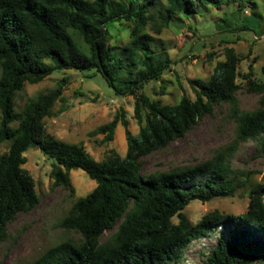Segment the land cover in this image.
I'll use <instances>...</instances> for the list:
<instances>
[{
    "label": "trees",
    "instance_id": "obj_1",
    "mask_svg": "<svg viewBox=\"0 0 264 264\" xmlns=\"http://www.w3.org/2000/svg\"><path fill=\"white\" fill-rule=\"evenodd\" d=\"M137 1L0 0V144L10 141L0 156V243L9 236L7 225L39 204L34 180L22 168L23 154L35 148L53 161V189L72 195V170L83 171L96 186L77 198L58 223L64 231L80 235L79 241H61L28 264H172L181 259L190 242L219 224L224 231L204 264H264V185L248 191L242 214L214 210L195 224L184 214L193 201L205 204L236 196L240 184L229 158L241 143L253 141L264 158V83L250 78V67L247 90L260 97L255 109L240 111L236 100L239 59L233 48L224 47V59L215 63L207 81H189L193 101L184 95L177 104H161L142 91L161 79L174 62L151 48L153 39L145 33V24L153 21L158 36L179 15L197 14L200 7L219 9L232 0H142L139 5ZM158 1L165 4L166 14H159L155 23L149 10ZM245 1H238L239 7ZM120 20L131 22L132 29L122 53L114 55L106 26ZM242 24L243 31L249 30L250 25ZM45 59L55 65L46 64ZM91 69L116 96L134 100L137 135L129 131L123 111L94 133L103 136L102 143H110L121 125L125 156L110 150L96 161L82 143L65 144L46 133L44 119L63 101L65 79L26 102L16 126L11 127L13 98L25 84H37L55 70ZM222 104L231 107L236 122L233 140L192 165L142 174L145 158L183 138Z\"/></svg>",
    "mask_w": 264,
    "mask_h": 264
},
{
    "label": "rangeland",
    "instance_id": "obj_2",
    "mask_svg": "<svg viewBox=\"0 0 264 264\" xmlns=\"http://www.w3.org/2000/svg\"><path fill=\"white\" fill-rule=\"evenodd\" d=\"M238 1L232 0L219 9L200 7L197 14H187L188 17L179 15L158 36L153 32V21L145 24V33L153 39L151 48L157 53H165L174 61L161 79L144 86L142 91L147 97L167 105L177 104L184 95L193 101L195 94L189 81H207L215 63L224 59L223 48L231 47L239 59L237 107L240 111L256 108L260 96L247 90L249 85L246 75L252 67L250 78L257 83H264V3L262 0H247L239 7ZM141 2L138 0L137 4ZM149 14L155 23H159L158 15L166 14L163 1L154 3ZM242 23L250 25L249 30L243 31ZM106 27L110 35L109 47L114 55L121 54V49L129 41L132 23L120 20L109 22ZM44 62L55 65L52 59H45ZM61 79L67 82L63 101H58L51 117L44 119L46 133L65 144L82 143L85 151L96 161L103 160L110 150L125 156L127 143L121 125L116 128L114 140L110 143H102L103 136L94 133L123 111L129 131L137 135L139 125L134 117V100L130 96H116L93 69L55 70L37 84H25L13 98L15 121L11 127L16 126L26 102L55 89ZM230 109L228 104L215 107L212 115L203 117L183 138L145 158L142 174L192 165L229 143L234 138L236 128ZM9 145L8 140L0 144V156L7 152ZM23 156L26 163L22 168L34 180L39 204L30 212L19 214L7 225L9 236L0 243V264H28L61 241L72 239L78 242L80 235L64 231L58 223L77 198L85 197L96 186L86 173L72 170L70 179L74 193L70 195L64 189H53L50 177L53 161L35 148L28 149ZM229 161L237 171L240 184L236 196L205 204L191 202L184 214L192 224L214 210L232 215L244 213L248 205V191L257 185H264V158L259 156L253 141L241 143ZM173 222L177 223V219L174 218ZM223 231V224L212 227L205 236L190 242L183 250L181 259L172 264H204ZM110 234L106 233L103 239Z\"/></svg>",
    "mask_w": 264,
    "mask_h": 264
}]
</instances>
